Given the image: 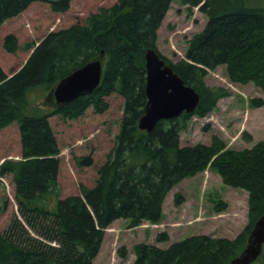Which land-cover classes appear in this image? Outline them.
Returning <instances> with one entry per match:
<instances>
[{"label":"trees","instance_id":"16d2710c","mask_svg":"<svg viewBox=\"0 0 264 264\" xmlns=\"http://www.w3.org/2000/svg\"><path fill=\"white\" fill-rule=\"evenodd\" d=\"M34 1L61 11L70 0H0V25ZM172 1L117 0L89 13L84 23L51 30L37 44L26 43L31 52L10 75L0 66V129L15 122L20 138L19 157L0 163V174L11 178L20 216L14 215L0 232V264H93L113 220L159 222L171 187L206 168L248 192L245 227L234 238L194 234L164 248L139 243L132 264H228L243 249L255 220L264 214V140L241 152L219 153L222 148L205 144L180 145L179 135L193 114L206 115L227 94L204 81L217 65L226 66L231 80L255 83L264 92V0H176L189 10L196 6L206 22L175 62L156 46L157 29ZM3 47L14 53L16 36L6 34ZM150 47L199 92L200 100L193 113L161 119L146 132L137 122L146 103L144 53ZM102 50V78L91 93L55 104L52 111L28 113L32 90L50 91L60 78L99 58ZM111 93L122 96L123 114L95 183L80 184L79 194L60 198L59 149L48 117L53 112L74 117ZM251 101L263 103L261 98ZM77 163L91 165L92 157L81 156ZM51 195L55 208L48 203ZM174 198L180 201L178 194ZM167 239L166 232L156 236L157 241ZM118 251L125 256V249ZM257 260L264 264V249Z\"/></svg>","mask_w":264,"mask_h":264},{"label":"rangeland","instance_id":"374dc122","mask_svg":"<svg viewBox=\"0 0 264 264\" xmlns=\"http://www.w3.org/2000/svg\"><path fill=\"white\" fill-rule=\"evenodd\" d=\"M117 0H70L65 10H55L49 3L34 1L18 15L0 25V66L6 74L17 70L28 57L29 42L39 41L47 32L66 28L73 23H84L89 13L100 7H109ZM206 17L195 6L174 0L170 3L157 29L156 46L160 54L172 62L182 58L187 40L202 29ZM12 33L19 47L14 53L3 47V38ZM205 83L213 88L222 87L227 94L219 98L215 108L204 116L193 114L185 130L180 132V145L205 144L210 148L231 149L241 152L264 140V92L255 83L231 80L224 64L208 70ZM28 113L41 114L55 109L50 91L35 89L29 93ZM252 98H261L260 106ZM123 98L117 93L102 97L100 103H90L80 114L70 117L52 113L48 121L54 131L59 149L58 196L79 194L80 184L92 186L101 164L114 143L123 114ZM218 149V150H219ZM216 152V153H217ZM20 154V138L15 122L0 129V163L4 158ZM91 156V165L78 164L81 156ZM13 184L8 174H0V232L14 215L19 216L13 196ZM180 196L175 202L174 195ZM248 192L231 187L211 170L183 178L167 192L163 205V218L157 223L146 220L117 218L107 226L99 252L93 264H132L134 247L151 243L166 247L174 241L194 234L234 238L247 224ZM55 196L48 203L55 208ZM22 219V218H21ZM161 232L168 234L166 241H157ZM125 249V256L118 250ZM264 249V244L262 251ZM251 264H262L256 260Z\"/></svg>","mask_w":264,"mask_h":264},{"label":"water","instance_id":"95a60500","mask_svg":"<svg viewBox=\"0 0 264 264\" xmlns=\"http://www.w3.org/2000/svg\"><path fill=\"white\" fill-rule=\"evenodd\" d=\"M104 51L97 59H92L60 78L51 90L54 102L64 104L91 93L102 78ZM146 69V103L139 117V129L150 132L161 119H169L182 113L193 112L199 102V93L178 76L169 64L164 62L153 48L144 53ZM264 244V214L251 227L243 249L228 264H250L262 252Z\"/></svg>","mask_w":264,"mask_h":264}]
</instances>
